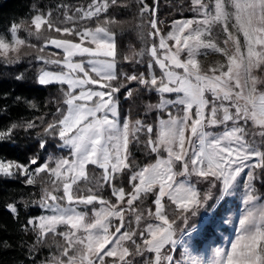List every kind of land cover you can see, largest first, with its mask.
<instances>
[{"label": "snow or ice", "instance_id": "snow-or-ice-1", "mask_svg": "<svg viewBox=\"0 0 264 264\" xmlns=\"http://www.w3.org/2000/svg\"><path fill=\"white\" fill-rule=\"evenodd\" d=\"M119 2L88 0L71 15L61 5L63 27L51 12L40 11L30 24L14 22L10 33L0 35L6 64L24 55L21 28L42 41L27 43L36 49L32 59L44 65L37 82L58 84L63 95L37 135L41 150L51 137L65 154L45 162L39 154L27 163L0 159V176L23 178L27 185L48 177L40 194L24 203L41 210L28 218L24 231L33 232L39 244L50 236L60 239L50 259L31 264H140L137 256L144 264H184L175 253L196 231L190 220L213 196L211 208L230 213L223 205L241 188L238 219L221 215L224 224L235 225V239L229 249L216 251L212 264H264V197L255 187L257 180L264 183V78L258 75L264 73V0H191L194 15L173 19L167 31L161 28L159 0H138L146 46L122 58L111 28L118 22L107 15ZM209 53L223 60L204 69L200 57ZM122 62L134 70H122ZM133 82L159 96L149 106L155 123L122 116L120 96L133 97ZM18 127L0 130V140L11 139ZM37 127L29 121L26 130ZM133 144L145 153L144 162ZM90 165L102 174L85 189L80 182L88 181ZM198 184L208 190L199 192ZM146 201L154 208L146 207L145 216ZM7 209L19 218L17 204ZM129 213L136 214L135 228ZM185 260L196 264L186 253Z\"/></svg>", "mask_w": 264, "mask_h": 264}, {"label": "trees", "instance_id": "trees-1", "mask_svg": "<svg viewBox=\"0 0 264 264\" xmlns=\"http://www.w3.org/2000/svg\"><path fill=\"white\" fill-rule=\"evenodd\" d=\"M87 2L88 0H0V35L10 33V26L14 22L20 24L26 20L30 24L31 17L40 11L45 14L51 12L54 22L63 27L65 26L62 23L65 20V10H62L60 6L67 5L71 15L77 7L86 6ZM137 2L138 0H120L119 4L111 7L107 13L118 22L111 28L115 33L121 58L124 55L139 53L146 46L144 26L140 24L137 14ZM190 6L191 0H159V19L164 22L161 28L167 31L173 19L193 16L194 13L190 11ZM76 23L81 27L95 26V21L90 23L77 21ZM49 34L56 35L54 32ZM18 36L27 43H42V41H37L34 36H29L23 28L19 30ZM5 38L10 39V36H5ZM27 43L22 48L24 55L20 62L6 64L3 62V57H0V130L8 129L13 124L19 125L14 130L11 139L0 140V159L27 163L30 157L39 154L40 162H45L49 156L59 157L65 154L64 150L56 147V142L51 137L47 138L46 150H41L37 135V133H42L45 122L53 119V114L58 106L57 102H62L63 95L60 92V85L40 86L37 83V75L44 65L42 62L32 59L36 55V49L27 47ZM50 51L58 50L50 49ZM144 59V67H146L148 58ZM47 67L55 68L51 65ZM120 67L124 71L134 70L133 66L127 62H122ZM135 68L143 70L141 65H136ZM17 76L22 78L17 79ZM129 87H133L137 91L134 92L132 98L127 100L123 95L120 96L122 116H130L132 120L145 119L150 123L151 116H154L155 113H151L150 116L147 113V107L156 102L158 95L139 89L135 82ZM29 121L36 123L38 127L26 130ZM99 174H101L99 169L89 166L88 181H81V186L85 189L88 186H94L95 183L91 180L94 181ZM47 185L48 177L46 175L43 180L37 177L35 185H27L23 178L12 179L0 176V264H31L32 259L42 261L46 253L54 251L50 238L47 243L39 244L33 232L24 231V225L27 224L28 218L41 214L40 209L33 206L25 208L24 203L36 198L42 187ZM255 187L257 195L264 197V183L257 180ZM107 193L110 194V189H107ZM9 203L18 205L19 218L13 217L8 211ZM33 246L34 250L30 251Z\"/></svg>", "mask_w": 264, "mask_h": 264}, {"label": "rangeland", "instance_id": "rangeland-1", "mask_svg": "<svg viewBox=\"0 0 264 264\" xmlns=\"http://www.w3.org/2000/svg\"><path fill=\"white\" fill-rule=\"evenodd\" d=\"M163 25L164 24H162V27ZM170 28H171V24L168 30H170ZM222 60L223 58L218 53H209L206 56L200 57L201 66L204 69H207L211 66H215L218 63L222 62ZM258 75L264 78V73H258ZM39 85L46 86V85H41V84ZM53 85H58V84H53ZM156 99H157L156 102L150 105H156L157 103H159V96H157ZM149 106L147 107V113L149 115L151 113H155V110H149ZM155 115L154 116L150 115L152 118L150 119V123H155ZM143 121L145 123L149 122V121H146L145 119ZM254 139L259 140L260 138L259 136H256L254 137ZM130 147H132V150L135 153L137 160L144 162L146 159L145 153L143 151H138L137 146L134 144L131 145ZM90 167L94 168V166H91V165ZM101 174H99L97 178L94 179V181L91 180V182L95 183L93 184L94 186L96 185L97 180L100 179ZM197 190L201 193H204L208 190V185L198 184ZM212 191L213 193H215L216 189H213ZM242 191L243 190L241 188L240 192H238L235 196L230 197L227 203L223 205L224 208L230 210V213H222V209L219 205H217V207L213 210L211 206L215 204V198L214 196L209 198V200L204 206V209H208V210L205 211L204 209H201L198 215L196 217H193L192 220H190L189 222L190 224L191 223L196 224L197 226L196 231L192 234V236L189 239L186 240V242H184L181 246L178 247L175 253L176 259L181 260L182 262H184V264H186V260H185V253H186L190 256V258L193 261L196 262V264H212L213 260L215 259V253L217 250H224V249L230 248L231 242L235 239V235H236L235 225L234 224L233 225L224 224L221 219V215H225V216L228 215L233 220L238 219L239 214H240V209L243 207L242 202H241ZM148 206L154 208L153 205H150V203L146 201L145 206H143L145 216L147 215L146 207ZM135 215L136 214L134 213H129L127 216V219L130 220L131 226L133 228L136 227ZM144 223H145L144 221L141 222L142 225ZM59 229L64 230L63 226H60ZM49 238L51 239L50 240L51 244L54 246V251H56L58 238H52L51 236ZM54 251H52L51 253L53 254ZM51 253H46L44 260L50 259L52 256ZM145 255L151 256L153 254H145ZM135 259L139 261L140 264H144V259L142 257L137 256L135 257Z\"/></svg>", "mask_w": 264, "mask_h": 264}, {"label": "flooded vegetation", "instance_id": "flooded-vegetation-1", "mask_svg": "<svg viewBox=\"0 0 264 264\" xmlns=\"http://www.w3.org/2000/svg\"><path fill=\"white\" fill-rule=\"evenodd\" d=\"M251 137H252V136H251V134H250V137H249V138L252 139L253 137H252V138H251Z\"/></svg>", "mask_w": 264, "mask_h": 264}, {"label": "water", "instance_id": "water-1", "mask_svg": "<svg viewBox=\"0 0 264 264\" xmlns=\"http://www.w3.org/2000/svg\"><path fill=\"white\" fill-rule=\"evenodd\" d=\"M102 171V170H101Z\"/></svg>", "mask_w": 264, "mask_h": 264}]
</instances>
